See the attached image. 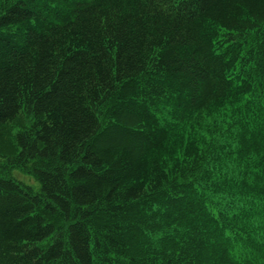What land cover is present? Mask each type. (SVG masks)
I'll return each instance as SVG.
<instances>
[{
	"label": "trees",
	"instance_id": "1",
	"mask_svg": "<svg viewBox=\"0 0 264 264\" xmlns=\"http://www.w3.org/2000/svg\"><path fill=\"white\" fill-rule=\"evenodd\" d=\"M0 140V264H264V0H0Z\"/></svg>",
	"mask_w": 264,
	"mask_h": 264
},
{
	"label": "rangeland",
	"instance_id": "2",
	"mask_svg": "<svg viewBox=\"0 0 264 264\" xmlns=\"http://www.w3.org/2000/svg\"><path fill=\"white\" fill-rule=\"evenodd\" d=\"M8 144V142H7ZM4 143L2 144V140H0V146L3 147ZM14 176L24 180L25 182H27L30 185H34L36 190H38L40 188V184L39 182H37L34 178H32L31 176L19 171V170H14Z\"/></svg>",
	"mask_w": 264,
	"mask_h": 264
}]
</instances>
